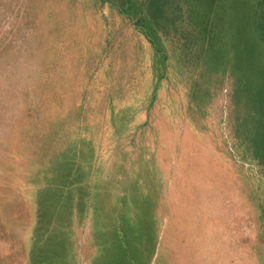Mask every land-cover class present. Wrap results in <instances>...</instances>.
I'll return each instance as SVG.
<instances>
[{"label":"rangeland","instance_id":"obj_1","mask_svg":"<svg viewBox=\"0 0 264 264\" xmlns=\"http://www.w3.org/2000/svg\"><path fill=\"white\" fill-rule=\"evenodd\" d=\"M0 264H264V0H0Z\"/></svg>","mask_w":264,"mask_h":264},{"label":"bare ground","instance_id":"obj_2","mask_svg":"<svg viewBox=\"0 0 264 264\" xmlns=\"http://www.w3.org/2000/svg\"><path fill=\"white\" fill-rule=\"evenodd\" d=\"M85 51V50H84ZM193 80H194V78H193ZM191 90V89H190ZM119 95V94H118ZM193 101V100H192ZM195 104V103H194ZM135 137V136H134ZM142 140V139H141ZM127 180V179H126ZM157 190V189H156ZM155 254V253H154Z\"/></svg>","mask_w":264,"mask_h":264}]
</instances>
